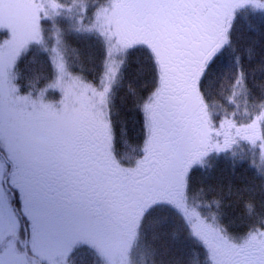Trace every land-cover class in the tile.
<instances>
[{
	"label": "snow or ice",
	"instance_id": "snow-or-ice-1",
	"mask_svg": "<svg viewBox=\"0 0 264 264\" xmlns=\"http://www.w3.org/2000/svg\"><path fill=\"white\" fill-rule=\"evenodd\" d=\"M257 13L264 0H0V264H67L80 248L96 264H132L133 242L165 225L187 230L202 250L195 264H264V202L234 235L190 195L191 170L210 153L251 154L264 179V58L253 66L255 42L238 43ZM69 32L101 47L98 81L73 73ZM33 46L50 61L22 85ZM136 52L131 75L146 95H126L143 116L133 148L115 101Z\"/></svg>",
	"mask_w": 264,
	"mask_h": 264
},
{
	"label": "trees",
	"instance_id": "trees-1",
	"mask_svg": "<svg viewBox=\"0 0 264 264\" xmlns=\"http://www.w3.org/2000/svg\"><path fill=\"white\" fill-rule=\"evenodd\" d=\"M252 21L256 30L242 31L239 34L238 43L240 48L244 50L253 46V42H255V59L253 61V66H255L261 58H264V17L257 13L252 17ZM63 43L66 45L64 48L68 55H71L68 59L72 64V71L77 75L81 74L84 77L86 69L92 72L94 66L101 59V47L94 39L84 38L69 32L64 36ZM48 55L49 53L40 47L33 46L18 66L20 81L24 80L26 85L36 70L49 63L50 56ZM139 58L140 55L133 57L134 63L129 66L126 73L123 83L129 87L118 89L116 93L119 131L125 133L123 140L133 148L142 145L143 142V116L132 99H127L126 95L129 88H135L140 95H146V92L142 90L144 87L143 78L137 83L131 75L134 71L135 62ZM244 62L245 64L248 63L247 55H245ZM89 72H85L86 77L89 76ZM261 82H264V76L257 73L255 83ZM38 87H44V83L41 82ZM249 87H252L251 77L249 78ZM51 97L48 96V98ZM240 103L241 111H243V102ZM228 111H232V108L229 107ZM117 151L121 154L126 153L123 142L117 146ZM256 163H259V153L256 154ZM252 164L251 154H248L244 159L239 157L234 159L231 153L227 155L211 153L206 158L203 167L197 165L191 170L190 195L197 196L196 202L206 206L203 209L205 215H217L218 222L227 227L228 231L234 235L243 234L248 227L257 222L261 203L264 202V179H261L257 169ZM249 202L256 205V210L252 214L246 212L245 209V204ZM207 206H210V211ZM173 231L170 225L158 229L147 227L143 240L145 243L151 244L156 250V255L149 257L144 242L141 241L140 244L132 246L131 261L134 264H161V262L168 264L169 261L174 262V264H195L197 259L203 260V257L200 258V248L189 237L186 229L180 230L175 235H172ZM154 235L158 238L153 239ZM73 261L75 264H96V257L90 250L80 248L68 258L67 264H73Z\"/></svg>",
	"mask_w": 264,
	"mask_h": 264
},
{
	"label": "rangeland",
	"instance_id": "rangeland-1",
	"mask_svg": "<svg viewBox=\"0 0 264 264\" xmlns=\"http://www.w3.org/2000/svg\"><path fill=\"white\" fill-rule=\"evenodd\" d=\"M55 43V41H53V44ZM63 47H66V45H65V43H63ZM48 56H50V53H49V55ZM70 54L68 55V53H67V55H66V58L68 59V58H70ZM69 60V59H68ZM70 62V61H69ZM98 64H99V62H98ZM98 64H96L95 66H94V69H96L97 71L95 72V74H100L102 71H101V67L99 68V65ZM101 66H102V64H101ZM101 71V72H100ZM99 77V76H98ZM20 83L22 84V85H25V82H24V80L23 81H20ZM48 96H52L51 98H50V100H52V99H58L59 97H57V94L55 93V92H53V91H50L49 93H48ZM57 97V98H56ZM211 154V153H210ZM205 164V163H204ZM204 164H202V165H199L200 167H203L204 166ZM110 247L115 251V252H119V250H120V245L119 244H117V243H113L112 245H110ZM132 262V261H131ZM132 264H134L133 262H132Z\"/></svg>",
	"mask_w": 264,
	"mask_h": 264
},
{
	"label": "flooded vegetation",
	"instance_id": "flooded-vegetation-1",
	"mask_svg": "<svg viewBox=\"0 0 264 264\" xmlns=\"http://www.w3.org/2000/svg\"><path fill=\"white\" fill-rule=\"evenodd\" d=\"M100 55H101V62L99 63V66H101V64H102V62H103V51H102V49H100ZM138 55H141V53L140 52H136L135 53V56H134V58L136 57V56H138ZM102 67V66H101Z\"/></svg>",
	"mask_w": 264,
	"mask_h": 264
},
{
	"label": "bare ground",
	"instance_id": "bare-ground-1",
	"mask_svg": "<svg viewBox=\"0 0 264 264\" xmlns=\"http://www.w3.org/2000/svg\"><path fill=\"white\" fill-rule=\"evenodd\" d=\"M127 87H129V86H127V85L125 84L124 86L120 87V89H125V88H127Z\"/></svg>",
	"mask_w": 264,
	"mask_h": 264
}]
</instances>
